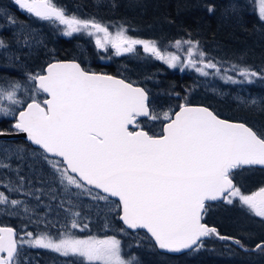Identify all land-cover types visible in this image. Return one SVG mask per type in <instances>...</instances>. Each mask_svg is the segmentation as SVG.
Returning a JSON list of instances; mask_svg holds the SVG:
<instances>
[{
	"label": "snow or ice",
	"instance_id": "obj_1",
	"mask_svg": "<svg viewBox=\"0 0 264 264\" xmlns=\"http://www.w3.org/2000/svg\"><path fill=\"white\" fill-rule=\"evenodd\" d=\"M12 2L39 21L62 26L64 36L84 33L94 37L97 49L108 51L110 47L116 56L134 53L139 45L144 53L169 68H190L204 77L223 71L221 78L231 83L264 81V70L235 64L222 69L223 62L208 58L198 40L174 42L177 50L187 46L182 59L175 52L162 50L154 40L130 36L123 24L113 32L110 25L95 17L69 14L56 0ZM254 5L258 19L264 22V0H254ZM229 8L234 13L238 10L236 4ZM208 11L214 12V5H209ZM0 15L6 21L0 24V31L13 26L20 29L10 41L0 36V55L19 61V56L9 54L10 43L31 47L33 30L4 9H0ZM9 66L15 65H4ZM230 70L244 80L228 75ZM175 96L182 102L157 111L144 87L86 70L75 60L53 58L37 71H27L24 80L0 76V115L12 117L13 132L26 134V140L36 146L31 155L47 165L50 177L40 176L42 187L36 188L32 179L21 174L20 164L27 155L23 145L0 142V170L15 173V179L7 181L8 191L31 196L38 202L45 194L55 200L58 191L103 201L110 212L118 213L124 225L117 233H136L137 248L142 247L139 232L146 230L150 246L167 253L199 251L212 237L230 241L244 251L264 253V237L255 243V249H249L244 239L222 235L216 227L202 222L211 205L220 203L238 205L245 215L260 218L264 224V186L246 194L235 182L236 170L264 167V130L222 119L209 106L192 105L179 93ZM249 103L255 105L257 101ZM156 124L159 131L152 130ZM7 135L11 133L0 130V137ZM13 160L17 163L15 169ZM2 184L5 180L0 177ZM64 203L62 200L61 208ZM0 206L9 215L22 212L28 223L44 229L26 231L25 224L18 233L13 227L0 226V264H22L24 245L63 257H80L88 264H142L139 256L125 253L116 234L74 235L70 229H87L88 224L80 222L82 213L71 207L64 209L70 221L60 225L41 219L25 200L12 199L4 191H0Z\"/></svg>",
	"mask_w": 264,
	"mask_h": 264
},
{
	"label": "rangeland",
	"instance_id": "obj_2",
	"mask_svg": "<svg viewBox=\"0 0 264 264\" xmlns=\"http://www.w3.org/2000/svg\"><path fill=\"white\" fill-rule=\"evenodd\" d=\"M254 10V0H248ZM105 3L103 1L96 0V3ZM56 3L64 7L69 14H75L81 18H91L92 16L83 15L79 7L72 5V3L61 4L59 0ZM5 4V5H3ZM232 4L238 6L237 12L242 8L235 0ZM0 9L6 10L7 13L14 15L18 21L25 24L27 27L33 30L32 34V44L31 47L24 46L23 43L16 44L10 43L9 54L19 56V61H10L6 56L0 55V76L10 77L16 80H24L25 73L27 71H37L38 69L45 66L47 62L53 58L61 60L57 57V49L55 42L59 38L71 39L75 42L76 55L72 57V60L80 63L86 70L95 71L93 67V62H110L114 64L113 69L115 73L121 76L128 77L130 81L144 85L148 91L152 93V105L157 111L167 110L169 107H174L177 103L182 102V100L177 99L175 93H179L180 97H187L188 102L191 103L194 99L201 98L202 102L205 101V105L211 106L217 113L226 116L243 117L251 122H256L260 120L261 125L264 124V81L256 79L253 83H248L244 81L242 83H231L226 82L221 78V75H209L207 77L201 76L199 73L195 72L193 69L181 68L177 66L176 68H169L167 64L163 61L156 60L149 54L143 52L142 46H136V52L130 54H124L122 56H116L114 50L109 47L108 51L103 49H97L94 42V37H90L84 33H75L73 36L68 37L62 35V26L51 25L48 22L39 21L31 17L26 12H22L14 5L12 0H0ZM236 12V13H237ZM234 14V13H233ZM23 15L25 18L20 17ZM239 15V14H237ZM100 21L99 18H95ZM101 22V21H100ZM6 23L3 15H0V24ZM105 24L110 25V31L115 32L117 26L123 24L127 29V23L123 21L114 20H104ZM20 29L16 26L10 27L8 30L0 31V36H3L6 41H10L13 33H19ZM27 34V30L26 33ZM128 34L132 36V32L128 29ZM136 35L135 38L154 40L146 38L140 35ZM134 37V36H133ZM157 42L158 46L162 50L168 52H175L180 55L183 59L186 54L187 46H184V50H177L174 47V42H162L154 40ZM200 42V41H199ZM255 44L257 40L254 41ZM201 48L207 53L208 58H212L215 61L223 62L222 69L230 68L231 64L239 65L241 67H251L253 70L261 71L264 70V64L252 65L248 64L244 58H240L239 61L223 59L219 54V47L217 44L212 43L210 50H206L204 45L200 43ZM3 50H0L2 52ZM4 67V65H12ZM210 73H214V70L209 69ZM168 72L179 73L177 80V86L161 90L163 83L161 82L162 75ZM228 75L235 76L238 81H243L244 78L240 77L238 73L233 71H228ZM186 76V78H185ZM171 80V79H170ZM221 91V92H220ZM204 93L209 94L211 97H204ZM43 98V97H42ZM251 100H256L257 103L252 105L249 103ZM194 102V101H193ZM193 104V103H191ZM7 106V104L5 105ZM252 112V113H251ZM260 114L262 117H256L255 115ZM254 114V115H253ZM5 121L8 125L7 131L13 132L12 124L14 123L12 117H5L0 115V122ZM153 131H159V124H156L152 128ZM16 138H23L22 136H16L9 139H0V142H11L23 145L26 149L27 155L23 163L20 164L22 169L21 174L25 175L27 178L33 180V184L36 188L42 187L39 183L38 178L43 176L46 179H50L48 176L47 165L37 156L31 155V152L36 146L23 144L16 141ZM24 139V138H23ZM25 140V139H24ZM28 142V141H27ZM17 167V163L13 160L12 169ZM0 177H3L5 184L0 185V191L6 192L10 195L12 199H22L25 200L30 208H34L36 213L39 214L41 219H46L51 222H59L63 225L70 221V214L66 213L64 209L71 207L73 211H79L82 213L81 217L78 219L80 222L88 224L87 229H70V231L80 237H86L89 235H95L103 237L104 235H118L124 244V251L128 255L135 254L140 257V253L146 256L140 257L141 261L146 260L142 264H204V258H210L207 264H231L238 263V260H232L235 257L232 254L230 248H224L222 243L217 238L213 237L210 242L205 244V247L196 252H185L187 253L183 260H174L171 262L163 263L157 255L146 251L145 248L153 249L150 245V239L146 238V232L140 230L139 240L142 247L137 248L135 246L136 233L129 230L130 235H125L122 233H117V229L124 227L122 222L118 218V213L110 212L108 208L105 207L104 202H95L89 196L86 195H76L73 196L68 192H57V198L52 200L50 195L45 194L41 196V200L38 202L31 196H25L18 192H9L7 181L8 179H15V173L9 169L7 173L4 170H0ZM249 178L242 181V191L246 194H250L253 191H257L260 187L264 186V183L257 186H251L248 190ZM52 188H56V185H51ZM247 188V189H246ZM47 192V188L45 187ZM74 192H79V190H73ZM39 194V193H38ZM65 201L63 208L60 207L61 201ZM70 200V203L68 202ZM4 206H0L3 209ZM235 208L234 214L228 213L230 211L222 209L221 213H218V217L224 220V224L228 227L233 226L237 229L245 230L244 240H248L249 236L258 234H264V224H261L260 218L249 217L245 215L244 211L237 206H231ZM35 219V217H33ZM117 220L121 222L123 226L117 223ZM0 223L2 225H13L17 228V232L25 229V224H27L26 231L37 232L38 230H44L43 227L37 228L35 224L28 223V219L21 212L20 215H9L7 211L0 210ZM107 224V227H106ZM53 233L56 232L55 228H52ZM128 244H132L131 248L127 247ZM257 256L260 258L264 256V253L256 251ZM171 256H175L169 254ZM216 257V260H211ZM151 260V261H150ZM257 260H253V263ZM262 262L261 260H259ZM22 264H88V262L83 261L80 257H63L58 253L52 252L50 250L31 247L29 245H24V251L21 257ZM250 261L243 262L250 263ZM240 263V262H239Z\"/></svg>",
	"mask_w": 264,
	"mask_h": 264
},
{
	"label": "trees",
	"instance_id": "obj_3",
	"mask_svg": "<svg viewBox=\"0 0 264 264\" xmlns=\"http://www.w3.org/2000/svg\"><path fill=\"white\" fill-rule=\"evenodd\" d=\"M98 1L105 3H96V0H59L63 5L72 3V5L80 8L83 15L99 18L101 22L104 20L123 21L127 23V27L129 26L128 29L134 37H136L134 34L136 33L162 42L193 39L200 41L208 51L211 44L214 43L219 47L218 51L223 59L239 61L240 58H244L248 64L255 66L264 64V22L258 19L257 13L248 0H235L239 5H242L237 13L232 12L229 8L233 0ZM209 5H214V12L209 13ZM20 17L25 18L23 15ZM255 40H257L256 44ZM55 46L56 55L61 60H68L76 55L75 42L71 39L61 37L55 42ZM93 67L96 71H104L103 68L109 72L112 71L111 64L97 62L93 64ZM178 76L179 73L175 72L164 73L161 78V82H164L161 90L177 86L176 79ZM204 97L211 96L204 93ZM192 99H194V102L191 101L193 104H206L205 101L202 102L201 98ZM255 116L263 118L260 114ZM236 119L242 121L243 117H236ZM243 121H246V118ZM7 128L8 125L5 121L0 122V130H7ZM15 140L29 145V142L23 138H16ZM117 223L123 226L118 220ZM242 231L247 233L246 230ZM145 250L157 255L163 260V263L173 261L172 258L183 260L187 254L171 256L159 252L157 249L145 248ZM143 256L146 255L140 253V257ZM206 261L208 260H205L204 263ZM240 261L231 264H243Z\"/></svg>",
	"mask_w": 264,
	"mask_h": 264
},
{
	"label": "flooded vegetation",
	"instance_id": "obj_4",
	"mask_svg": "<svg viewBox=\"0 0 264 264\" xmlns=\"http://www.w3.org/2000/svg\"><path fill=\"white\" fill-rule=\"evenodd\" d=\"M113 67H114V64H111V70H112L111 72L105 70L104 68L102 70H104L105 72H107L109 74L121 76V75H118L115 73V70L113 69ZM218 115H220V117L224 118V119H229L232 121H241L239 119H236L235 115L231 116L230 118H229V116H226V115H221V114H218ZM243 120H244V118H243ZM243 120L241 122H245L248 125L254 127L255 129L264 130V124L262 126L260 123V120H258L256 122H253V121L251 122L248 119H246V121H248V122L243 121ZM249 176H251V179L248 181V185H249L248 190H250L251 186H253V185L258 187L259 185L264 183V167L254 166V167L250 168L248 166H245L242 169L236 170L235 182L239 186H241V188H242L241 179H242V181H244V179H246V178L248 179ZM244 183H245V181H244ZM222 209L230 210V212H228V213H231V214H234V212H235L234 211L235 208L233 209L230 205L213 203L211 205L209 212L204 217L202 222L208 224L209 226L216 227L222 235H227V236H232V237L244 239L245 231H242V229L236 230V228H234L233 226L228 227L226 224H224V220L220 219V217L217 216L218 213H221ZM262 228H264V227H262ZM257 233L258 234L252 235L250 239L244 240L247 248L255 249V243L259 242L261 237H264V234H260V232H257ZM212 238H207L205 240V244L209 243L210 239H212ZM222 243H224L223 244L224 248H230L232 251V254L235 255V257L232 258V260H241L240 262H247V261L251 260L250 263H245V264H264V256H261L259 258L257 256L255 250L254 251H244L241 248H239L238 246L232 244L230 241H223ZM215 258L216 257L212 258L211 260H216ZM209 259L210 258L205 257L203 261L209 260ZM253 260H257V261L253 263ZM259 260H261L262 262H260ZM204 264H207V261Z\"/></svg>",
	"mask_w": 264,
	"mask_h": 264
},
{
	"label": "water",
	"instance_id": "obj_5",
	"mask_svg": "<svg viewBox=\"0 0 264 264\" xmlns=\"http://www.w3.org/2000/svg\"><path fill=\"white\" fill-rule=\"evenodd\" d=\"M71 61V60H70ZM119 78V77H118ZM129 82V81H128ZM135 86H139V85H135ZM139 87H142V86H139ZM192 105H199V104H192ZM203 106H205V105H203ZM7 132V131H6ZM8 133H11V135H7V136H2V137H0V139H9V138H12V137H16V136H22L25 140H26V134H22V133H14V132H8ZM27 141V140H26ZM260 167H262V166H260ZM115 199V198H114ZM122 222V221H121ZM0 226H8V227H12V226H9V225H0ZM14 228V227H13ZM16 229V228H15ZM133 231V230H132ZM143 231H145L146 232V230H143ZM159 250V249H158ZM159 251H161V252H164V253H167V252H165L164 250H159ZM188 250H185L184 252H187ZM184 252H182V253H184ZM169 254H175V255H177V254H181V253H169Z\"/></svg>",
	"mask_w": 264,
	"mask_h": 264
},
{
	"label": "bare ground",
	"instance_id": "obj_6",
	"mask_svg": "<svg viewBox=\"0 0 264 264\" xmlns=\"http://www.w3.org/2000/svg\"><path fill=\"white\" fill-rule=\"evenodd\" d=\"M3 5H5V4H3ZM221 92V91H220Z\"/></svg>",
	"mask_w": 264,
	"mask_h": 264
}]
</instances>
